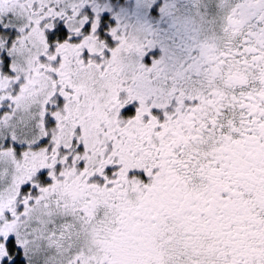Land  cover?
<instances>
[{
	"label": "snow or ice",
	"instance_id": "6c2138e0",
	"mask_svg": "<svg viewBox=\"0 0 264 264\" xmlns=\"http://www.w3.org/2000/svg\"><path fill=\"white\" fill-rule=\"evenodd\" d=\"M0 264H264V0H0Z\"/></svg>",
	"mask_w": 264,
	"mask_h": 264
}]
</instances>
